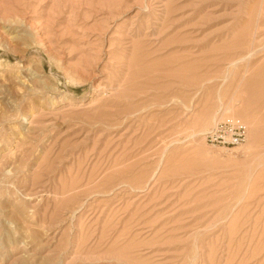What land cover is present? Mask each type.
<instances>
[{"label": "rangeland", "instance_id": "rangeland-1", "mask_svg": "<svg viewBox=\"0 0 264 264\" xmlns=\"http://www.w3.org/2000/svg\"><path fill=\"white\" fill-rule=\"evenodd\" d=\"M0 141V264H264V0H0Z\"/></svg>", "mask_w": 264, "mask_h": 264}, {"label": "built area", "instance_id": "built-area-1", "mask_svg": "<svg viewBox=\"0 0 264 264\" xmlns=\"http://www.w3.org/2000/svg\"><path fill=\"white\" fill-rule=\"evenodd\" d=\"M249 129L240 119L226 115L217 119L206 134L207 144L225 152L237 150L248 140Z\"/></svg>", "mask_w": 264, "mask_h": 264}, {"label": "bare ground", "instance_id": "bare-ground-1", "mask_svg": "<svg viewBox=\"0 0 264 264\" xmlns=\"http://www.w3.org/2000/svg\"><path fill=\"white\" fill-rule=\"evenodd\" d=\"M19 82V84H20V86L22 87V88H24L25 89V87H26V83L24 82V81H18ZM29 90V89H28ZM12 102V101H11ZM11 104H14L13 102L11 103ZM12 106V105H11ZM226 115H228V114H223V116H220L219 118H222V117H224V116H226ZM218 118V119H219ZM24 119H26V118H24ZM14 130H16V133L21 137V138H23L24 137V126L23 125H20L19 127H17V128H15ZM249 136V135H248ZM11 137H14V135L12 134L11 135ZM4 140H5V138H4ZM3 140V141H4ZM15 140V139H14ZM3 141H0V143H2ZM243 146V145H242ZM227 153H229V152H227Z\"/></svg>", "mask_w": 264, "mask_h": 264}]
</instances>
